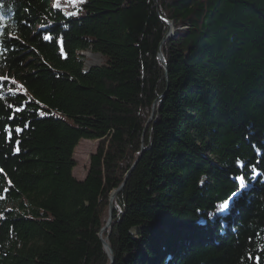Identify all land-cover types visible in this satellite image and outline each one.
<instances>
[{
	"label": "trees",
	"instance_id": "trees-1",
	"mask_svg": "<svg viewBox=\"0 0 264 264\" xmlns=\"http://www.w3.org/2000/svg\"><path fill=\"white\" fill-rule=\"evenodd\" d=\"M53 1L0 0V264H264V0Z\"/></svg>",
	"mask_w": 264,
	"mask_h": 264
},
{
	"label": "rangeland",
	"instance_id": "rangeland-1",
	"mask_svg": "<svg viewBox=\"0 0 264 264\" xmlns=\"http://www.w3.org/2000/svg\"><path fill=\"white\" fill-rule=\"evenodd\" d=\"M85 0H54L53 2L62 7L66 14H71L75 5L83 3ZM84 58V70H88L91 67L100 66L104 63V59L101 55L92 52H84L80 54ZM97 141H80L73 153V160L75 162V168L72 170V176L82 181L88 171L89 159L94 154Z\"/></svg>",
	"mask_w": 264,
	"mask_h": 264
},
{
	"label": "water",
	"instance_id": "water-1",
	"mask_svg": "<svg viewBox=\"0 0 264 264\" xmlns=\"http://www.w3.org/2000/svg\"><path fill=\"white\" fill-rule=\"evenodd\" d=\"M163 23H165L169 30L168 32L166 33V36L164 37V40H166L167 38L169 37H172L173 35H175L174 33V30L172 29L171 27V24H169L167 21L165 20H162ZM157 59L160 63H162L164 66H165V60H164V57L162 56L161 52L158 53V56H157ZM138 160H136V162L133 164V166L131 167L130 171L126 174L125 176V179L122 183V185L120 186L119 189H117L116 191L112 192L110 197H109V206H108V220H107V223L105 225V227L102 229L101 232H103L105 229H109L110 228V223H111V219H112V202H113V199L115 198V196L120 192V190L123 188L124 184H125V180L127 178V176L130 174L131 170L135 167L136 163H137ZM99 238H100V241L103 245V248L104 250L106 251L108 257H109V261L110 263L109 264H113V256H112V251L110 250V248L108 247L107 243H106V240L102 239L101 238V233L99 234Z\"/></svg>",
	"mask_w": 264,
	"mask_h": 264
},
{
	"label": "snow or ice",
	"instance_id": "snow-or-ice-1",
	"mask_svg": "<svg viewBox=\"0 0 264 264\" xmlns=\"http://www.w3.org/2000/svg\"><path fill=\"white\" fill-rule=\"evenodd\" d=\"M239 179H243L242 177L241 178H239ZM241 187H243V184H241ZM233 195H235V193H233ZM229 207V205H228V203H227V201H225L223 204H221L219 207H218V209H217V211H221V212H223L225 209H227Z\"/></svg>",
	"mask_w": 264,
	"mask_h": 264
},
{
	"label": "bare ground",
	"instance_id": "bare-ground-1",
	"mask_svg": "<svg viewBox=\"0 0 264 264\" xmlns=\"http://www.w3.org/2000/svg\"><path fill=\"white\" fill-rule=\"evenodd\" d=\"M105 230H106V229H105ZM105 230H104V231H105ZM104 231H103V232H104Z\"/></svg>",
	"mask_w": 264,
	"mask_h": 264
}]
</instances>
